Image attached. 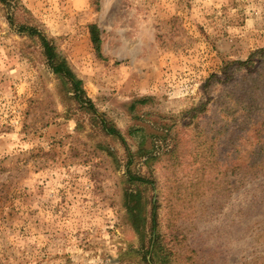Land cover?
Segmentation results:
<instances>
[{
    "label": "rangeland",
    "instance_id": "1",
    "mask_svg": "<svg viewBox=\"0 0 264 264\" xmlns=\"http://www.w3.org/2000/svg\"><path fill=\"white\" fill-rule=\"evenodd\" d=\"M19 24L52 39L125 143L104 134ZM263 46L264 0L0 2V264H145L150 234L141 244L127 214L128 169L152 180L140 187L160 235L181 229L194 262L264 264V177L233 172V133L210 152L189 119L209 100L218 120L222 59ZM167 129L184 130L175 161L161 147ZM152 138L158 159L128 165V149Z\"/></svg>",
    "mask_w": 264,
    "mask_h": 264
},
{
    "label": "trees",
    "instance_id": "2",
    "mask_svg": "<svg viewBox=\"0 0 264 264\" xmlns=\"http://www.w3.org/2000/svg\"><path fill=\"white\" fill-rule=\"evenodd\" d=\"M0 2L10 6L11 0H0ZM18 29L38 40L52 72L60 79L64 88L73 93L79 105L93 115L92 119L101 127L104 134L125 143L120 130L104 114L99 113L86 96L81 79L71 70L65 57L57 51L52 39L35 26L19 24ZM88 31L93 49L98 56H101L99 27L95 23H90ZM215 79L217 77L213 75L209 81ZM216 81L222 82L221 93L214 100V104L218 106V109L217 107L215 109L218 110L219 118L210 122L209 100L193 108L189 112V119L194 121V128L202 127L203 130L202 132L199 130L195 139H200L199 145H204L205 149L211 152L217 149L218 143L225 136L233 133L232 135L235 136L231 166L233 172H241L250 179L264 177V46L252 50L244 60L222 59L220 76ZM201 118L203 121L200 120ZM168 131L167 129L164 133V141L170 140V143H165L161 147L168 160L175 161L179 157V139L184 135V130H176L173 134ZM135 132L137 131H131L132 134ZM125 147L128 149L127 146ZM159 147L153 138L148 148L142 141L134 152L128 149L127 164L130 165L135 157L145 158L146 163L155 161L159 156L156 155ZM225 168L228 169V164ZM226 171L224 170L223 174ZM127 172V176H124L126 182L137 185V188L127 190L125 193L126 209L131 225L138 234L141 244L145 243L147 231L150 234L142 253L144 263L175 264L180 257H183L186 264H203L194 262V252L189 250L183 241L181 229L176 228L164 236L160 235L156 201L152 198H144L141 189L143 187L147 190L152 185V180L129 169ZM170 209L171 207L169 211ZM176 218L180 219V217ZM186 251L188 254L185 256Z\"/></svg>",
    "mask_w": 264,
    "mask_h": 264
}]
</instances>
